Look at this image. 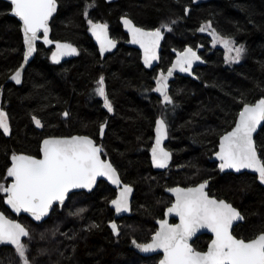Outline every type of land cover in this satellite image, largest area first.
I'll use <instances>...</instances> for the list:
<instances>
[{
    "label": "trees",
    "instance_id": "obj_1",
    "mask_svg": "<svg viewBox=\"0 0 264 264\" xmlns=\"http://www.w3.org/2000/svg\"><path fill=\"white\" fill-rule=\"evenodd\" d=\"M58 5L51 21V38L74 45L79 54L53 63L50 49L38 44L21 84L15 85L6 80L22 60L20 24L9 15L10 4L0 0V107L8 113L11 126L8 136L0 129V183L9 181L5 177L13 153L39 156L40 143L47 136L86 134L103 145V156L110 159L121 180L134 187V194L131 215L118 220L119 236L109 227L113 219L109 202L115 192L104 181L89 193L73 194L62 207L55 206L40 224L21 216L32 236L31 240L25 238L30 259L35 257V264H157V255L144 256L132 240H150L155 220L170 202L165 188L204 180H209L210 195L228 201L245 216L234 234L251 238L264 230V184L258 175L223 173L212 159L219 137L232 128L243 103L264 96V0H58ZM86 5H94L88 8V18L106 23L118 40L115 51L103 58L89 34L83 15ZM121 16L150 29L176 21L171 32L163 30L156 68H144L139 51L125 45ZM208 21L218 33L245 46L244 59L224 64L223 51L212 44V30L199 31ZM186 45L196 49L206 64L194 70V79L169 77L174 105H165L155 91L156 79ZM101 75L113 103L111 113L103 98L94 93ZM65 111L68 117L63 116ZM33 115L42 121V128L35 125ZM159 116L168 124L166 147L172 154L165 171L154 170L149 159L154 122ZM105 121L100 139V125ZM255 142L258 151L264 149V129H259ZM78 204L85 211L66 216L76 212L73 208ZM0 209L16 218L6 208L3 193ZM62 219L67 220L64 237ZM92 224L99 227L90 228ZM209 239L202 234L192 245L204 250ZM41 249L46 250L42 255ZM13 251L0 244V264H18Z\"/></svg>",
    "mask_w": 264,
    "mask_h": 264
},
{
    "label": "snow or ice",
    "instance_id": "obj_2",
    "mask_svg": "<svg viewBox=\"0 0 264 264\" xmlns=\"http://www.w3.org/2000/svg\"><path fill=\"white\" fill-rule=\"evenodd\" d=\"M11 14L22 22L23 40L26 46L24 61L36 51V41L43 34L46 44L53 41L49 39V22L58 10V0H10ZM94 5H86L83 13L87 19L89 30L100 44V54L103 55L111 48H115L116 42L108 36V25L96 23L88 18V8ZM188 12V8L184 9ZM125 27L132 35V43H137L144 51V63L151 66L152 61L157 60V48L164 31H172L173 24L161 23L160 27L151 31L136 27L133 21L126 16L122 18ZM212 30L213 43L222 44L226 50V63H239L246 53L243 44L237 45L236 40L230 36H223L212 27L208 21L201 25L200 32ZM78 49L70 43L56 42V51L52 53V60L56 63L65 56L78 55ZM201 57L192 47H187L177 55L172 67L167 74L161 72L156 79V92L162 96L165 105L173 104V97L169 95L168 78L172 77L173 70L179 68L181 72H190L195 61ZM22 64L10 77L17 84L21 83ZM2 91V89H0ZM94 93L103 98L104 107L108 112H113V103L106 91L105 77L101 75L96 81ZM243 100V95L241 96ZM64 117L69 113L65 111ZM32 120L37 127H43L42 121L33 115ZM107 121L100 125V136L105 134ZM264 129V96L255 103L244 102L235 126L231 131L220 137L219 151L215 156L219 159L218 165L221 172L226 169H234L240 172L242 169H251L258 174V180L264 184V149L258 151L253 134L257 129ZM0 129L5 134H11L10 117L0 107ZM155 143L151 148L153 164L158 168H166L171 159V153L162 146V141L168 136V124L163 118L157 119L155 127ZM40 157L27 154L11 155V165L6 170V179L11 178V183H0V193H5V203L12 210L19 213L21 210L28 212L36 221L49 215L54 203H65L69 194L74 189L91 190L98 177H107L112 184L119 187V193L111 200L117 214L131 211L129 197L133 191L129 184H122L117 169L110 160L103 159L105 155L103 145H98L90 136H52L42 141ZM209 180L192 186H176L167 189L175 195V202L167 208L166 214H175L179 217V223H169L167 219L158 221L159 227L151 236L149 242L140 243L136 239L132 244L142 253H156L162 250L163 258L159 264H264V230L259 231L251 238H245L234 234L240 223L245 221V216L224 199H218L214 194L210 195L206 189ZM85 209H77L71 215L78 216ZM114 235L121 234V226L115 220L109 222ZM92 224L90 228H98ZM201 229H208L213 234V239L206 251L197 250L189 242ZM55 235V232H53ZM22 238L32 239L30 231L23 224L11 220L3 212H0V244L14 246L21 264H35V257L30 259V248ZM44 239V233H41ZM45 249L40 250L44 254Z\"/></svg>",
    "mask_w": 264,
    "mask_h": 264
},
{
    "label": "water",
    "instance_id": "obj_3",
    "mask_svg": "<svg viewBox=\"0 0 264 264\" xmlns=\"http://www.w3.org/2000/svg\"><path fill=\"white\" fill-rule=\"evenodd\" d=\"M3 1H6V2H8V3L10 4V0H3ZM105 1H106V2H113V1H116V0H105ZM10 6H11V4H10ZM56 13H57V12H56ZM56 13L54 14V16L56 15ZM9 15L15 17L13 14H11V9H10V11H9ZM54 16H53V17H54ZM123 17H125V16H121V17H120L119 22H120V25H121V27H122L124 33H125V34L127 35V37H128V40H127V42H126V45L129 46V47L135 48V49H137V50L139 51V53H140V59H141V62H142V65L144 66V68L149 69V70L156 68V67L159 65V62H160V54H161V50H162V41H163L164 37H163V39H161L160 44H159V47L157 48V56H158V59L152 61L151 66L145 65V63H144V51H143V49L140 47L139 44H137V43H132V35H131V33L129 32L128 28L125 27V25H124V23H123V19H122ZM126 17L129 18V19H131V18L128 17V16H126ZM15 18L18 20V22H19V24H20V31H21V36H22V43H23V48H24V49H23L22 60H21V62H20V64H19V66L17 67V69H19L20 66H21L22 64L24 65L23 69L21 70V71H22L21 82H22L23 73H24L26 67L28 66V64H29V63L31 62V60L34 58V56H35V54H36V52H37V46H38V44H42V45H44V46L47 47V48H52V50H51V52H50V54H49V58H50V60H51L53 63H56V62H54V61L52 60V58H51V57H52V53H53L54 51H56V42H60V43H68V42L60 41V40H53V39L51 38V21H52V19H53V18H52V19L50 20V22H49V26H50L49 39H50L51 41H53V43H51V44H46V43H44V40H43V34H42V32H41V33L39 34V35H40V39L37 40V41H36V44H35L36 51L32 54V56L29 57L27 63H25V61H24V52L26 51V46H25V44H24V40H23V33H22V27H21L22 22L19 20L18 17H15ZM131 20H132V19H131ZM132 21H133V20H132ZM96 23H102V22H96ZM133 23L135 24L134 21H133ZM135 26H136V27L143 28V29H145L146 31H151V30H154V29H155V28H153V29L145 28V27L139 26V25H137V24H135ZM89 33H90V35H91V37H92V39H93L95 45L98 47V51H99V53H100V44H99V42L96 40L95 36L92 34V32H91L90 30H89ZM108 36H109L110 39L114 40V39L111 37L110 33H109V27H108ZM114 41L116 42V46H115V48H111L110 50L106 51L103 55L100 54L102 58H103L107 53H110V52L115 51V49L117 48L118 43H117L116 40H114ZM187 47H191V46H190V45H186V46L184 47V49H182L181 51H179V52H177V53L175 54V56H174V58L172 59L170 65H169L168 68L164 71L165 75L167 74V70H168L170 67H172L173 63L176 61V59H177V55H178L179 53L183 52ZM192 48H193V47H192ZM193 50L196 51V52H197V55L200 56V54L198 53V51H197L196 49L193 48ZM75 56H76V55L62 57V58L60 59V62H59V63L64 62V61H67V60H70V59L74 58ZM200 57H201V56H200ZM205 64H206L205 60L201 57V59H200L199 61H195V62L193 63V65H192V69H191L190 72H181V71L179 70V68H176V69L173 70V75H180V76L190 77V78L194 79V78H195L194 70H195L197 67L205 66ZM17 69H16V70H17ZM16 70H15L13 73H11V74L9 75V77H8L7 80H6V82H11V83H13V84H15V85H20V84H21V83L17 84L15 81L11 80V78H10V77L16 72ZM160 71L162 72V70H160ZM156 87H157V84H156ZM157 93H158V92H157ZM158 94L161 95L160 93H158ZM254 103H255V102H254ZM238 113H239V112H238ZM237 117H238V114H237ZM237 117H236V119H237ZM160 118H162V117H161V116L157 117V118L155 119V122H154V127H153V142H152V145H151L150 150H149V159H150L151 166H152V168H153L154 170H156V171H165V170L169 167V165H170V163H171V161H172V154H171V159L169 160V162H168V166H167L166 168H158V167H156V166L153 164V162H152V156H151V148H152V146H153L154 143H155V135H156V134H155V127H156V121H157V119H160ZM236 119H235V120H236ZM234 126H235V122H234V125L232 126V128H233ZM232 128H231V129H232ZM105 129H106V127H105ZM231 129L228 130V131H231ZM259 129H260V128L258 127L257 132L253 134V138H254V140H255V136H256V134L258 133ZM228 131H226V132H228ZM226 132H225V133H226ZM225 133H223V134H225ZM223 134H222V135H223ZM8 135H9V134H6V136H8ZM73 135L89 136V135H86V134H73ZM73 135H68V136H73ZM222 135H221V136H222ZM221 136H220V137H221ZM48 137H52V136H47V137H45V138H48ZM57 137H60V136H57ZM90 137H91V136H90ZM103 137H104V136H103ZM103 137L100 136V131H99V138H100V139H103ZM220 137H219V139H218L217 149H216V151L214 152V154H213V156H212V159H213L214 161L218 162V163H220V161H219V159L215 156V153H216L217 151H219ZM45 138H43L42 141H43ZM91 138H92V137H91ZM92 139H94V138H92ZM94 140H95V139H94ZM167 140H168V136L162 141L161 146H162L166 151H168V152L171 153V151L166 147ZM42 141H41V143H40V148H41V145H42ZM98 145H99V144H98ZM17 154H21V153H17ZM23 154H26V153H23ZM27 155H29V154H27ZM40 155H41V153H39V156H37V157L39 158ZM10 158H11V157H10ZM102 158H103V159H108V160H110V159L107 158V157H103V156H102ZM111 163H112V162H111ZM10 165H11V160H10ZM10 165H9V166H10ZM113 166H114V165H113ZM114 167H115V166H114ZM117 172H118V171H117ZM227 172H232V173L248 172V173H252V174L258 175L257 173H255V172H254L253 170H251V169H242L240 172H236L234 169H226L225 171H223V173H227ZM118 174H119V173H118ZM119 176H120V175H119ZM8 179H9V182L7 183V185L10 184V183L12 182V181H11V178H8ZM120 180H121V178H120ZM98 181H104V182H106L111 188H113V189L116 190V196L118 195V193H119V187H118L117 185L112 184V182L109 181V180L107 179V177H98V178H97V182H96V184L93 186V188H92L91 190H88V189H74V190H72V192H75V191H81V190H84V191L90 192V191H92V190L95 188V186L97 185ZM121 181H122V180H121ZM199 183H201V182H199ZM199 183H198V184H199ZM122 184H127V183H124V182L122 181ZM129 185H130V184H129ZM196 185H197V184H196ZM130 186H131L132 189H133V191H132V193H131V195H130V197H129L131 211H129V212H123V213L117 214V213L115 212L114 206L111 205V203H110V207H111V209H112L113 212H114V218H115V219H120V218H123V217L130 216V215H131V212H132V198H133V194H134V187H133L132 185H130ZM178 186H180V187H185V186H182V185H178ZM192 186H195V185H192ZM192 186H188V187H192ZM174 187H176V186H174ZM170 188H173V187H170ZM167 189H169V188H167ZM167 189H166V193H167L168 195H170V196L173 198V202H172V203H174V202H175V195H174L173 193L167 191ZM206 191H207V189H206ZM3 195H4V204H5L6 208H8V210H9L13 215H15L16 218H11V217H9V216H8L4 211H2L1 209H0V212H3V213L5 214V216H7L9 219H11V220H16L17 222H19V223H21V224H23V223L20 221V219H19L21 216H26V217H28L29 219H31L33 222H35V223H37V224H40V223H42L43 221H45V220L50 216V213L52 212L53 208H54L56 205L61 206L58 202L54 203L53 208L49 211V215L46 216V217H44V218H42L41 221H36L35 218L32 217L31 214L28 213V212H25V211L21 210L19 213H17V212H15L14 210H12L11 207L8 206V205L5 203L6 194L3 193ZM69 195H70V194H69ZM116 196H115L113 199H115ZM113 199H112V200H113ZM65 201H66V200H65ZM172 203H171V204H172ZM170 206H171V205H170ZM170 206H168V207H170ZM168 207H167V208H168ZM234 207H235V206H234ZM167 208H166L165 211H164V217H163L162 219H167L168 222L171 223L170 220L173 218V219L176 220L175 223H179V217H177L174 213H173V214H166V212H167ZM238 210H239V209H238ZM160 220H161V219H160ZM158 221H159V220L156 221L157 229H158V227H159ZM175 223H172V224H175ZM23 225H24V224H23ZM24 226H25V225H24ZM201 234H208L209 236H211L210 241L213 239V234L210 232V230H208V229H201L199 232L196 233L195 236L192 237V239H191L189 242L192 243V241H193L197 236H199V235H201ZM22 239L24 240L25 238H22ZM149 241H150V240H149ZM149 241H147V242H149ZM210 241H209V243H210ZM145 243H146V242H145ZM209 243H208V244H209ZM5 245L10 246V247H14V246H12V245H10V244H5ZM207 246H208V245H207ZM206 250H207V248H206ZM206 250H205V251H206ZM141 253H142V252H141ZM142 254H143L144 256H147V257H148V256H152V255H156V254H160V258L158 259L157 264H159V260L163 258V252H162V250H158V252H156V253H142Z\"/></svg>",
    "mask_w": 264,
    "mask_h": 264
},
{
    "label": "flooded vegetation",
    "instance_id": "obj_4",
    "mask_svg": "<svg viewBox=\"0 0 264 264\" xmlns=\"http://www.w3.org/2000/svg\"><path fill=\"white\" fill-rule=\"evenodd\" d=\"M119 23H120V22H119ZM121 28H122V27H121ZM122 30H123V29H122ZM123 32H124V31H123ZM109 33H110V32H109ZM89 34H90V33H89ZM110 35H111V34H110ZM90 36H91V35H90ZM126 36H127V35H126ZM111 37H112V36H111ZM112 38H113V37H112ZM113 39L116 40L117 43H118V40H117V39H115V38H113ZM92 40H93V39H92ZM127 40H128V37H127V39L124 41L125 45H126ZM93 42H94V41H93ZM94 44H95V43H94ZM96 47H97V46H96ZM49 49H50V52H51L52 48H49ZM97 49H98V47H97ZM183 49H184V48H183ZM98 52H99V51H98ZM110 53H111V52H110ZM101 58H102V57H101ZM160 72H161V71H160ZM92 138H93V137H92ZM94 139H95V138H94ZM95 141H96L97 144H99L98 141H97V139H95ZM99 145H100V144H99ZM103 157H104V156H103ZM8 182H9V181H8ZM98 182H99V181H98ZM97 184H98V183H97ZM176 186H178V185H176ZM171 187H174V186H171ZM185 187H188V186H185ZM168 188H170V187H168ZM112 189H113V188H112ZM166 189H167V188H165V190H164L165 193H166ZM113 190H114V192H115V195L113 196V198H114V197L116 196V190H115V189H113ZM79 192H86V193H89V192L84 191V190H81V191H75V192H71L70 195H69V197L72 196L73 194H77V193H79ZM90 192H91V191H90ZM166 194H167V193H166ZM167 195H168V194H167ZM168 196L170 197V202H169V204L164 208L163 213H162V216H161L160 218H158L157 220H160V219H162V218L164 217V211H165V209H166L168 206H170L171 203L173 202V198H172L170 195H168ZM69 197H68V198H69ZM68 198H67V199H68ZM113 198H112V199H113ZM67 199H66V200H67ZM112 199H111V200H112ZM111 200H110V201H111ZM65 202H66V201H65ZM64 204H65V203H64ZM64 204H63V205H64ZM63 205H61V207H62ZM56 206H58V205H56ZM109 207H110V202H109ZM110 208H111V207H110ZM111 210H112V209H111ZM112 212H113V210H112ZM120 219H121V218H120ZM120 219H115V218H114V212H113V219H112V220H115L116 223L118 224V220H120ZM112 220H111V221H112ZM157 220H155V224H156V221H157ZM170 222H171V223H175L176 220L172 218V219L170 220ZM109 227H110V225H109ZM155 230H157V225H156V229H155ZM153 233H154V232H153ZM201 235H202V234H201ZM207 235H208V234H207ZM199 236H200V235H199ZM197 237H198V236H197ZM197 237H196V238H197ZM196 238H195V239H196ZM150 239H151V238H150ZM195 239H194V240H195ZM210 239H211V236H210ZM210 239L208 240L205 249H204V250H200V251H205V250H206L207 245H208ZM194 240H193V241H194ZM193 241H192V242H193ZM191 244H192V243H191ZM197 250H198V249H197ZM156 255L158 256V259H159V258H160V254H156Z\"/></svg>",
    "mask_w": 264,
    "mask_h": 264
},
{
    "label": "rangeland",
    "instance_id": "obj_5",
    "mask_svg": "<svg viewBox=\"0 0 264 264\" xmlns=\"http://www.w3.org/2000/svg\"><path fill=\"white\" fill-rule=\"evenodd\" d=\"M207 31H211L210 29H208ZM211 36H212V39H214V37H213V35H212V31H211ZM212 42H213V40H212ZM213 44V46L214 47H219L222 51H223V60H224V64L225 65H233L234 63H226L225 62V54H226V50L224 49V47H223V45L222 44H219V43H216V44H214V43H212ZM237 45H239V44H237ZM244 57H245V55L243 56V58L242 59H244ZM241 59V60H242ZM152 145V144H151ZM218 165H219V163H218ZM4 184L6 185L7 183H5L4 182ZM74 202V201H73ZM83 209V208H85L84 206H82L81 204H78V205H75V207L73 208V210L74 211H76L77 209ZM71 212V211H70ZM73 212V211H72ZM69 214L70 213H68V215H66V216H69ZM65 215V214H64ZM67 222V220H61V222H60V224L61 225H63L64 226V224ZM66 229H67V226H64L63 227V232H61V236L63 235V237L67 234V231H66ZM23 242L25 243V244H27L28 246H29V243L28 242H25V239L23 240ZM13 248V259L14 260H16L17 261V263L18 264H21V261L19 260V257H18V255H17V253L15 252V249H14V247H12Z\"/></svg>",
    "mask_w": 264,
    "mask_h": 264
}]
</instances>
